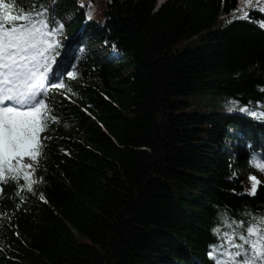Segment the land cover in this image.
I'll return each mask as SVG.
<instances>
[{
	"label": "trees",
	"instance_id": "1",
	"mask_svg": "<svg viewBox=\"0 0 264 264\" xmlns=\"http://www.w3.org/2000/svg\"><path fill=\"white\" fill-rule=\"evenodd\" d=\"M159 1L5 0L63 25L52 67L70 91L50 90L36 185L0 184V264H216L264 216L244 176L264 179V118L239 110L264 112V4Z\"/></svg>",
	"mask_w": 264,
	"mask_h": 264
},
{
	"label": "snow or ice",
	"instance_id": "2",
	"mask_svg": "<svg viewBox=\"0 0 264 264\" xmlns=\"http://www.w3.org/2000/svg\"><path fill=\"white\" fill-rule=\"evenodd\" d=\"M16 2L12 0L11 6L14 7ZM248 3L251 4V0ZM257 3L264 4V0H257ZM9 9L10 5L0 0V184L11 181L20 190L31 191L36 181L30 179V174H34L36 168L23 160L25 157L38 160L47 139H42L41 133L47 131L50 124L59 123L50 90L70 91L52 67L60 46L52 37L63 25L55 22L50 25L46 8L37 9L29 4L26 8L22 6L16 14ZM256 10L264 11V7ZM239 18H247V13ZM68 67H72L71 62ZM76 76L77 72L66 71V78ZM239 110L264 118V112L257 113L245 107H239ZM252 166L264 173V162L253 158ZM249 179V194L255 195L260 181L256 176ZM21 180L25 182L22 185ZM2 191L0 188V193ZM240 227H243L242 221ZM238 238L243 243H235V235L227 240L235 249L227 253V259L218 258L215 249L209 252L210 258L216 264H264V216L254 218ZM245 244L250 246L251 257H248ZM241 256L248 258L237 261L236 258Z\"/></svg>",
	"mask_w": 264,
	"mask_h": 264
},
{
	"label": "rangeland",
	"instance_id": "3",
	"mask_svg": "<svg viewBox=\"0 0 264 264\" xmlns=\"http://www.w3.org/2000/svg\"><path fill=\"white\" fill-rule=\"evenodd\" d=\"M87 2L92 4V9L93 10H101L102 9V2L101 0H86ZM84 3V2H83ZM53 7L52 3H49L47 8L51 10ZM70 19V15L66 16L63 20L64 22H67ZM62 41H64V37L61 36L60 38ZM200 100L195 104V106L200 107L202 109H205L207 106L210 107H217L221 109H230L234 104L230 103L228 98L226 97H220V96H215L212 94H204L200 96ZM25 163V162H24ZM26 164H33L35 166L37 164V161H33L32 163H26ZM246 177V185L248 187V190L251 186V181L249 179L250 176H256L257 179L260 181V183L264 182V179L258 174V173H252L249 175L244 174ZM36 185V183H34Z\"/></svg>",
	"mask_w": 264,
	"mask_h": 264
},
{
	"label": "bare ground",
	"instance_id": "4",
	"mask_svg": "<svg viewBox=\"0 0 264 264\" xmlns=\"http://www.w3.org/2000/svg\"><path fill=\"white\" fill-rule=\"evenodd\" d=\"M23 162H25V163H32L33 161L30 158L25 157L24 160H23Z\"/></svg>",
	"mask_w": 264,
	"mask_h": 264
},
{
	"label": "water",
	"instance_id": "5",
	"mask_svg": "<svg viewBox=\"0 0 264 264\" xmlns=\"http://www.w3.org/2000/svg\"><path fill=\"white\" fill-rule=\"evenodd\" d=\"M166 0H160L158 3V7H160Z\"/></svg>",
	"mask_w": 264,
	"mask_h": 264
}]
</instances>
